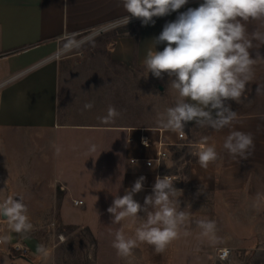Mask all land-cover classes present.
I'll list each match as a JSON object with an SVG mask.
<instances>
[{
  "label": "crops",
  "instance_id": "crops-1",
  "mask_svg": "<svg viewBox=\"0 0 264 264\" xmlns=\"http://www.w3.org/2000/svg\"><path fill=\"white\" fill-rule=\"evenodd\" d=\"M200 3L202 0H189L188 4L177 12L153 18L154 25L143 26L140 20L138 22L131 20L129 24L136 27L137 37L131 33L112 35L108 43L111 57L117 62L133 63L145 68L143 60L149 48L153 47L152 39L161 33L167 22L174 21L179 12L186 11L189 7H198ZM126 14L121 0H0V77L8 80L0 87V164H6L7 171L14 173L17 167L30 166L29 173L32 178L30 191L25 195L20 193L19 197L23 196L31 222L50 219L49 208L55 203L61 208V218L64 222L72 221L74 218L90 222L100 216L102 203L99 192L95 190H99L103 184L101 174L104 172L101 164L102 158L106 156L107 130L96 126L58 124L60 62L55 54L63 38L78 36L95 28L111 26ZM262 25L264 22L261 21L249 22V32L257 28L264 31ZM254 43L256 47L251 50L253 57L257 50L264 55V45L259 41ZM164 46L156 45V50L162 51ZM245 96L246 99L241 104L230 101L232 109L238 115L223 129L200 128L196 127L194 122H189L185 127V139L190 135L189 141H183L185 139L179 138L178 133L160 127H124L123 155L129 169L124 175L123 195L140 176L146 177L145 184L154 183V172L142 164L132 165L131 158L155 157L157 141L163 138L169 144L170 152L180 145L189 149L190 156L185 158L188 163L186 172L182 174L169 172L165 167L166 162L164 163V172L176 175L177 179L174 182L184 184L179 189L211 191L216 198L224 201L228 198L242 197L248 199L251 204L264 207V198H261L264 197V64L254 66L253 79L246 86ZM129 130L136 136H140L141 133L148 135L152 143L150 146H143L138 141L129 142ZM231 131L252 134L254 147L249 149L251 154L247 159L234 157L224 149L225 138ZM52 136L56 138L52 143L53 148L44 152V149L40 148V143L43 142L44 147ZM72 137L81 141L87 139L88 147L92 140L100 142L87 161L82 156L78 157L76 165L73 163V165L67 164L68 167L59 166L58 156L69 157L71 154L68 150L69 139ZM205 137L208 138L207 144L214 145L218 152L217 160L210 162L206 169L200 166L198 157L194 155ZM20 139L27 142V147L25 145L23 150H18V147L14 146ZM9 140L14 143L10 148L7 143ZM59 146L67 152L57 155L55 149ZM44 156L50 157L48 161L52 158L53 174L56 178L63 177L65 172L72 174L71 183L67 180L66 187L60 188L61 201L56 202L58 197L55 183L51 184L52 192L48 195L40 190L33 193V190L40 188L49 189L43 180L45 174L41 170V166L49 163L43 161ZM92 166L95 170L94 167L91 169ZM85 173H90L93 180L91 178L84 182ZM17 182L22 183L19 180ZM17 182L12 180L7 181V184L0 182V189L8 190V192H0V201L17 195L11 191L19 187ZM89 190L93 191L89 192ZM145 190L135 196L138 197ZM78 191H82L83 194L80 192V195L77 194ZM74 200H82L83 205L89 201L87 203L91 212L76 217L74 213L77 214L76 211L81 206L73 203ZM208 217L212 216L202 214L197 219L208 220ZM131 221V219L124 220L127 224ZM198 231L199 252L202 253L206 251L208 244L207 239L200 236V228ZM5 236L9 239L7 241L0 239L2 240L0 264H71L57 258L56 248L59 241L52 245L51 239L43 241L32 231L28 233L27 238H24L22 234L13 232L6 221L0 223V238ZM237 242H239L237 247H240L245 240L238 239ZM38 245L45 246L46 254L37 251ZM173 245L176 247L175 244ZM216 245L221 248L225 244L221 241ZM173 261H176V257ZM232 261L233 258L231 263Z\"/></svg>",
  "mask_w": 264,
  "mask_h": 264
},
{
  "label": "rangeland",
  "instance_id": "rangeland-1",
  "mask_svg": "<svg viewBox=\"0 0 264 264\" xmlns=\"http://www.w3.org/2000/svg\"><path fill=\"white\" fill-rule=\"evenodd\" d=\"M115 28L104 26L78 36L63 38L60 41L59 50L55 54L60 62L58 124L96 126L107 130L106 156L102 158L101 164V169L104 172L101 174L103 184L99 190H95L99 192L102 203L99 211L100 216L90 222L79 221L76 218L64 222L61 218V208L55 203L49 208L48 217L50 219L31 222L34 226L32 232L36 236H40L43 241L51 239L52 245L59 241L56 248L57 258L64 259L71 264H129V262L131 264H228L221 262L217 257L219 245L211 244L208 240L206 251L199 252V227L196 221H198V216L208 214L212 216L208 217V220L216 222V234L225 244L223 247L231 249L233 261L230 264H264L263 206L251 204L248 199L242 197L228 198L224 201L216 198L211 191L183 188L180 189L182 195L178 192L177 198L180 201L178 206L189 216L188 235H185L182 230L180 238L170 244L162 253H155L152 245L140 243L134 249L133 257L123 258L117 255L116 250L112 247L116 231L123 228L126 235L132 236L136 227L133 221L128 224L124 221L118 224L112 223L111 214L107 212L114 196H123L124 175L129 169L123 155L125 134L123 128L129 126L160 127L158 120L161 115L166 112L167 108L175 105L179 96L175 89L168 86L169 77L167 75L163 80L157 79L151 73L147 76L146 69L136 64L113 60L108 43ZM72 41L81 42V46L66 52L65 46ZM7 81L0 77V87ZM88 102H92L94 107L85 110L84 105ZM109 106L114 107L120 115L112 122L104 124L98 117L106 116ZM64 137L67 138L65 135ZM190 137L189 135L183 141H189ZM55 140L56 138L52 136L44 147L42 146L43 142L40 141V148L44 149V152L47 149L51 150ZM69 140L68 151L71 153L69 157L58 156V165L62 167H68L73 163L76 165L78 157L82 156L87 161L93 153L88 151L87 139L81 141L72 137ZM99 142L92 140L89 143L98 145ZM7 143L8 148L14 144L11 140ZM26 143L25 140L20 139L14 146L18 147V150H23ZM58 145L60 144L58 143ZM66 152L65 149H61L58 155H63ZM189 154V149L186 146L180 145L173 148L165 163L167 171L181 174L186 172L188 163L185 158L190 156ZM49 158L45 157L43 161H48ZM48 162L41 166V170L45 174L43 180L49 189L42 190L40 188L33 190V193L40 190L48 195L52 192L51 184L55 183L58 197L56 202H58L62 197L59 192L60 188L66 187L67 180H70L69 183H71L72 174L65 172L64 175L62 173L63 177L56 178V175L53 174L54 162L52 158ZM75 168L76 166H74ZM7 169L6 164H0L1 184H4L5 181L17 182L19 180L22 183L17 182L19 187L11 191L17 194L15 196L21 195L20 193L28 194L29 185L32 182L29 173L30 166L17 167L15 173L9 172ZM83 175L86 179L84 182L92 178L90 173ZM174 184L177 189L184 186V184L180 185L176 182ZM69 191L72 192V190ZM92 191L89 190V192ZM0 192L4 193L8 190L0 189ZM65 192L67 193V191ZM79 192L83 194L82 191H78L77 194ZM151 192L152 190H145L138 197L134 195V199L143 205L145 196ZM87 202L84 205L83 203L79 204L81 207L76 211L77 214L74 213L76 217L91 212ZM139 215L144 216L145 214L141 212ZM2 222L5 220L0 219V223ZM238 239L245 240L240 247H237ZM175 257L176 261H173Z\"/></svg>",
  "mask_w": 264,
  "mask_h": 264
},
{
  "label": "clouds",
  "instance_id": "clouds-1",
  "mask_svg": "<svg viewBox=\"0 0 264 264\" xmlns=\"http://www.w3.org/2000/svg\"><path fill=\"white\" fill-rule=\"evenodd\" d=\"M188 2L121 0L127 14L114 26H127L133 18L139 19L143 26L154 25L153 18L177 12ZM251 21L264 22V0H202L198 7L179 12L174 21L163 26L161 33L152 39L153 47L147 51L143 65L147 76L151 73L153 77L163 80L167 75L168 86L177 91L179 99L161 115L158 126L183 138L189 122H194L196 127L220 130L236 119L238 114L232 109L230 101L243 103L246 86L253 79L254 66L264 64V55L257 50L253 57L251 51L256 47L255 41L264 45V31L257 28L249 32L248 24ZM161 44L165 45L163 50L157 51L156 45ZM80 46L81 42L72 41L64 50L69 52ZM93 107L92 102L84 105L85 110ZM119 115L114 107L109 106L107 115L98 119L108 124ZM207 139L204 138L201 147L194 153L200 166L205 169L218 158L215 146L207 144ZM143 143L147 146L148 142L145 139ZM223 147L230 155L247 159L251 154L249 149L254 147L253 136L242 131H231ZM60 151L56 147L57 155ZM88 151L95 152L96 145H90ZM137 163L136 160L131 161L132 165ZM148 164L152 166L153 161L149 160ZM145 180V176H140L123 196H114L107 208L112 223L131 219L136 225L132 236L126 235L123 228L115 233L112 247L123 258L133 257L134 249L140 243L152 245L156 253H162L180 238L182 230L188 235L189 216L178 206L177 193L182 195V190L174 186L173 178L157 175L152 192L145 196L142 205L134 199V195L143 190ZM141 212L145 215H139ZM0 219H4L13 232L22 234L24 238L34 227L28 207L23 197L19 196H9L0 201ZM196 224L201 230V237L211 244L221 242L214 220L202 219ZM0 239L7 241L9 237ZM37 251L45 253V246L38 245ZM227 255V250H224L220 258L225 259Z\"/></svg>",
  "mask_w": 264,
  "mask_h": 264
},
{
  "label": "built area",
  "instance_id": "built-area-1",
  "mask_svg": "<svg viewBox=\"0 0 264 264\" xmlns=\"http://www.w3.org/2000/svg\"><path fill=\"white\" fill-rule=\"evenodd\" d=\"M138 21H139V19H135V18L132 19V22H138ZM114 25H116V24L111 25L112 28L116 27ZM129 132H130L128 135V141L129 142L138 141L141 145L146 146L143 143V141L146 139L148 142L147 146H150V144L152 143V141L150 140L148 135H146L144 133L143 134L141 133L140 136H136L130 130H129ZM179 138H181L180 135H179ZM185 138H186V136L184 135L183 138H181V139H185ZM169 153H170L169 144L165 140H163V138H160L157 141V148H156V156L155 157H150V158H145V159L131 158V161L136 160L138 162L137 165L142 164L145 168L153 171L154 172V178H156L157 175H159L161 177H163L165 175H169L173 178V182H174L177 179V176L164 172V163L167 161ZM149 160L153 161L152 166H149V164H148ZM154 183H155V180H154ZM154 183L152 185H147L144 183L143 189H146V190L152 189ZM82 203H83L82 200H75V204H82ZM1 241L2 240H0V242ZM224 250H227L228 255L225 259H221L220 257L223 255ZM217 257L221 262H225V263L227 262L228 264H230L231 263V249L228 247L219 248Z\"/></svg>",
  "mask_w": 264,
  "mask_h": 264
},
{
  "label": "trees",
  "instance_id": "trees-1",
  "mask_svg": "<svg viewBox=\"0 0 264 264\" xmlns=\"http://www.w3.org/2000/svg\"><path fill=\"white\" fill-rule=\"evenodd\" d=\"M126 33H131L137 37L136 27L132 26L131 24H128L127 26L116 27L113 35L120 36V35H124ZM125 63H128V62H125Z\"/></svg>",
  "mask_w": 264,
  "mask_h": 264
},
{
  "label": "water",
  "instance_id": "water-1",
  "mask_svg": "<svg viewBox=\"0 0 264 264\" xmlns=\"http://www.w3.org/2000/svg\"><path fill=\"white\" fill-rule=\"evenodd\" d=\"M161 87V86H160Z\"/></svg>",
  "mask_w": 264,
  "mask_h": 264
}]
</instances>
